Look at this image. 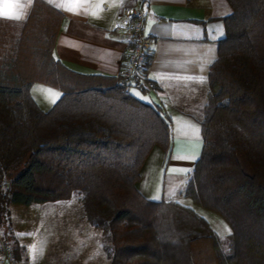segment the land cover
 Wrapping results in <instances>:
<instances>
[{"label": "trees", "instance_id": "trees-1", "mask_svg": "<svg viewBox=\"0 0 264 264\" xmlns=\"http://www.w3.org/2000/svg\"><path fill=\"white\" fill-rule=\"evenodd\" d=\"M229 2L203 150L182 191L226 219L229 252L193 207L140 192L148 154L169 146L170 121L121 78L66 68L54 54L63 14L43 0L17 35L0 21L1 209L77 195L85 217L110 231V264H264V0ZM36 81L62 91L48 110L32 95Z\"/></svg>", "mask_w": 264, "mask_h": 264}, {"label": "crops", "instance_id": "crops-1", "mask_svg": "<svg viewBox=\"0 0 264 264\" xmlns=\"http://www.w3.org/2000/svg\"><path fill=\"white\" fill-rule=\"evenodd\" d=\"M34 1L0 0V21L21 25ZM43 1L64 17L54 43L55 57L79 74L120 79L127 44L125 36L114 30V24L122 6L135 0ZM141 1L146 10L145 30L154 39L153 58L149 85H128V90L132 95L139 91L140 96L135 97L158 108L170 121L171 141L167 148H152L137 186L150 199L168 201L182 197L203 150L202 121L208 103L209 71L226 36L224 19L231 14L232 6L229 0ZM5 11L8 17L3 15ZM15 15L21 18H12ZM201 79L204 82H199ZM31 92L36 99L33 86ZM53 104L41 108L48 110ZM15 250L18 252L20 246Z\"/></svg>", "mask_w": 264, "mask_h": 264}, {"label": "rangeland", "instance_id": "rangeland-1", "mask_svg": "<svg viewBox=\"0 0 264 264\" xmlns=\"http://www.w3.org/2000/svg\"><path fill=\"white\" fill-rule=\"evenodd\" d=\"M6 30L17 35L21 25H8ZM32 86L36 99L46 108L56 101V94L61 93L41 81ZM7 185L3 182L4 190ZM174 201L193 207L220 236L225 250L230 251L229 234L224 225L230 230L231 227L220 213L194 203L183 194ZM1 207L0 231L8 237L12 247L20 246L14 254L18 264H110V231L87 220L77 195L29 204L10 202L4 204V210Z\"/></svg>", "mask_w": 264, "mask_h": 264}, {"label": "built area", "instance_id": "built-area-1", "mask_svg": "<svg viewBox=\"0 0 264 264\" xmlns=\"http://www.w3.org/2000/svg\"><path fill=\"white\" fill-rule=\"evenodd\" d=\"M146 10L141 0L125 4L119 10L114 30L125 36L127 48L123 58L121 82L138 87L148 86V57L154 50V39L145 30ZM0 264H18L8 237L0 231Z\"/></svg>", "mask_w": 264, "mask_h": 264}, {"label": "snow or ice", "instance_id": "snow-or-ice-1", "mask_svg": "<svg viewBox=\"0 0 264 264\" xmlns=\"http://www.w3.org/2000/svg\"><path fill=\"white\" fill-rule=\"evenodd\" d=\"M70 2H75V0H70ZM81 5H79V4H77V7L79 8ZM5 7L7 8V7H11V5H5ZM3 15L4 16H6V17H8L9 16V13L7 12V11H5L4 13H3ZM12 18H15V19H20L21 17H20V15H15L14 17H12ZM199 82H204L203 81V79H201V81H199ZM49 91H51V90H49ZM133 94L134 95H137V96H140V92L139 91H134L133 92ZM56 98L58 99L59 98V94H56ZM140 98H142V99H147V100H149V102H151V99L150 98H148V97H143V96H141ZM55 101H53V103H54ZM196 131L198 132L199 130L198 129H196ZM224 229H225V231H226V233L227 234H231V230L230 229H228L227 228V225H224ZM18 235H23V234H18Z\"/></svg>", "mask_w": 264, "mask_h": 264}]
</instances>
